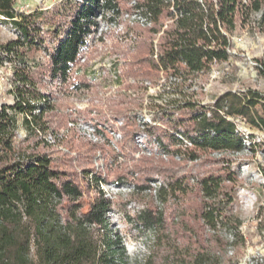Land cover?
Returning a JSON list of instances; mask_svg holds the SVG:
<instances>
[{
  "label": "trees",
  "instance_id": "trees-1",
  "mask_svg": "<svg viewBox=\"0 0 264 264\" xmlns=\"http://www.w3.org/2000/svg\"><path fill=\"white\" fill-rule=\"evenodd\" d=\"M109 11L150 16L151 27L142 32L136 56L126 64L129 74H163L166 85L183 96L155 105L154 120L161 125L145 123L148 139L183 162L211 167L188 174L178 171L174 161L164 167L158 159L156 167L144 171L143 162L150 159H127L123 150L121 160L122 154L113 151L114 166L122 170L116 183L132 184L134 194L149 196L131 218L139 230L153 233L144 264H239L228 254L231 247L246 244L233 209L240 180L234 165L246 149L236 120L264 130V91L227 90L205 105L184 87L233 57L232 37L252 13L260 14L258 26L264 31V0H63L28 14L19 13L16 0H0V18L18 33L0 43V66H13L14 95L11 103L0 104V264H129L111 224L116 202L102 188L108 176L96 169L93 155L78 170L74 158L58 149L64 140L49 116L56 109L55 98L48 84H42L47 75L61 85L71 80L80 48L97 29L98 17ZM43 49L48 62L32 66ZM117 62L110 72L120 82ZM253 62L264 78V55ZM58 121L64 126L68 119ZM99 123L98 132L110 127L108 121ZM85 145L87 150L79 152L88 155L102 147L90 140ZM158 178L162 182L153 194L151 183Z\"/></svg>",
  "mask_w": 264,
  "mask_h": 264
},
{
  "label": "rangeland",
  "instance_id": "rangeland-1",
  "mask_svg": "<svg viewBox=\"0 0 264 264\" xmlns=\"http://www.w3.org/2000/svg\"><path fill=\"white\" fill-rule=\"evenodd\" d=\"M62 1L16 0V6L19 13L28 14L38 9H51ZM129 13L131 12L123 11L116 14L109 11L103 16L100 15L97 29L89 39L90 48L86 51L85 61H82V53L72 70L71 80L66 85H61L58 80L51 81L47 75L42 84H48L55 98L56 109L49 116L55 119L53 124L60 128L59 138L63 137L64 140L57 145L58 149L74 158L73 162L78 170L87 165L90 155L94 156L92 161L96 169L108 176V181L102 184V188L116 202L115 210L111 213V224L126 247L129 264H144L153 233L139 230L131 218L144 209L149 196L134 194L132 184L116 183L122 170H117L114 166L113 151L122 154L121 160L125 156L123 150L128 156L127 159H150L149 163L143 162L144 171L156 167L159 164L158 159L162 160L160 165L164 167L174 161L178 171L188 174L201 173L211 167L196 165L191 161L183 162L179 156L159 151L157 143L148 139L143 119L146 123L161 125L154 120L157 110L155 105L182 100L183 96L174 91L172 85H166L163 74L153 78L129 74L131 67L126 64L134 60L142 32L151 27L143 25L144 19L140 13ZM259 18V13H252L245 23L239 24L232 37L233 57L230 60L215 63L207 75L199 77L192 87L185 85L184 90L205 105L213 104L227 90L242 91L252 87L264 91V78L259 76L253 62L254 58L264 55V31L258 26ZM101 34L103 37L98 38ZM17 35L13 24L0 18V43L15 39ZM127 35L128 38H125ZM157 42L158 37L154 40L155 46ZM53 44L50 43L49 46L52 48ZM155 50L157 52L156 48ZM48 60L49 54L43 49L34 55L31 65L46 64ZM115 62L119 64L117 74H122L120 82L110 72ZM78 67L83 68L82 72L75 74ZM93 72H97L95 78L91 76ZM12 75L13 66L9 62L0 66V104L13 101ZM40 76L42 77L38 74L37 77ZM78 86L84 87L78 89ZM62 117L69 121L64 126L58 121ZM105 121H108L110 127L106 131L98 132L95 123ZM236 122L245 137L246 149L237 155L238 160L234 165L240 180L233 209L242 221L241 230L245 234L246 244L235 249L231 247L228 254L236 257L239 264H251V261L256 260L264 264V130L252 127L241 118ZM19 124V137L23 139L26 130L22 115L19 116ZM118 132L121 134L119 138ZM47 138L50 140L52 137L48 135ZM133 139L136 146H132ZM89 140L102 147L89 155L79 152L87 150L85 141ZM161 182L158 178L151 183L153 194H156ZM150 191L145 192L149 194Z\"/></svg>",
  "mask_w": 264,
  "mask_h": 264
},
{
  "label": "built area",
  "instance_id": "built-area-1",
  "mask_svg": "<svg viewBox=\"0 0 264 264\" xmlns=\"http://www.w3.org/2000/svg\"><path fill=\"white\" fill-rule=\"evenodd\" d=\"M140 15H142V14H140ZM102 16V15H101ZM143 16V18L142 19H144V21H143V25H146V26H150L151 24H152V21H151V18H150V16L149 15H142ZM103 34H101V36H98V38L99 37H103L102 36ZM92 35H89L88 36V38H87V42L85 43V44H83V46L80 48V55H82V53H83V56H82V61L84 62L85 61V54H86V51H88L89 50V48H90V45H89V39H90V37H91ZM240 118H238V120H239ZM143 125H145V123H146V120H144L143 119ZM116 131V130H115ZM113 133L114 134H116V132H114L113 131ZM118 134V136H117V138H119L120 137V133L118 132L117 133ZM99 137V136H98ZM97 137V138H98ZM100 139H101V136L99 137ZM98 138V140H100ZM96 139V138H95ZM143 141V140H142ZM156 142V141H155ZM157 143V149L160 151V150H162L161 149V147H160V145H159V143L158 142H156ZM256 263V261H251V264H255Z\"/></svg>",
  "mask_w": 264,
  "mask_h": 264
}]
</instances>
